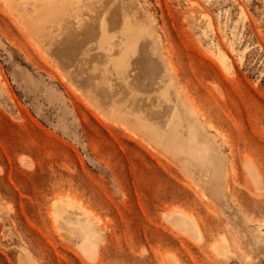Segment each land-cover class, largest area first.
Returning <instances> with one entry per match:
<instances>
[{"label": "rangeland", "instance_id": "374dc122", "mask_svg": "<svg viewBox=\"0 0 264 264\" xmlns=\"http://www.w3.org/2000/svg\"><path fill=\"white\" fill-rule=\"evenodd\" d=\"M43 1L0 0V264H264V0Z\"/></svg>", "mask_w": 264, "mask_h": 264}, {"label": "bare ground", "instance_id": "6f19581e", "mask_svg": "<svg viewBox=\"0 0 264 264\" xmlns=\"http://www.w3.org/2000/svg\"><path fill=\"white\" fill-rule=\"evenodd\" d=\"M7 2H8V0H6ZM40 2V1H39ZM52 2H50V1H43L42 0V4H41V6H42V10H38V11H41V12H43L44 13V11H46L47 10V8H45V6H51V8L52 7H54L55 5H53V4H51ZM46 9V10H45ZM50 9V8H49ZM54 9V8H53ZM51 10V9H50ZM52 11H54V10H52ZM57 11H59V9L57 8ZM48 12V11H47ZM47 12L46 13H44L45 14V16L47 15ZM51 11H49L48 12V15H47V17H49V13H50ZM56 12V11H55ZM54 12V13H55ZM36 13H38V12H36ZM42 13V14H43ZM58 13V12H57ZM24 14V13H23ZM25 15V14H24ZM53 15V14H52ZM57 15V14H56ZM41 16H44V15H41ZM53 16H55V15H53ZM37 17V16H36ZM38 17H40V15H38ZM38 17H37V19H38ZM52 17V16H51ZM50 17V18H51ZM57 17V16H56ZM42 18V17H41ZM44 19V20H43ZM43 21H34V22H36V23H34L33 25H35V24H38L37 26H38V28H39V32H40V29L42 30V33H44L45 31H46V29H47V26L48 25H51V24H53L55 21L53 20V19H55L56 20V18H54V17H52L51 19H52V21H46V19L43 17ZM50 19V20H51ZM27 19H25V21H24V23H25V25L27 24V23H31V21H33L34 19L32 18V20L31 21H26ZM41 20V19H40ZM48 20V19H47ZM28 24V25H29ZM28 25H27V27H28ZM31 27V26H30ZM105 27V25L103 24V28ZM33 28V27H32ZM105 29V28H104ZM35 30H37V28L36 29H34V31L31 29V31H33V33L35 32L36 33V31ZM106 31V30H105ZM32 33V34H33ZM38 33V32H37ZM41 33V32H40ZM105 34V33H104ZM107 38V37H106ZM128 53H129V50H128V48L126 47V49H125V51H124V53H123V56L121 57V58H119V59H117L116 60V62H115V67L117 68V70L120 72V73H124L125 71H126V68H128V65H129V62H128V60H127V58H128Z\"/></svg>", "mask_w": 264, "mask_h": 264}]
</instances>
